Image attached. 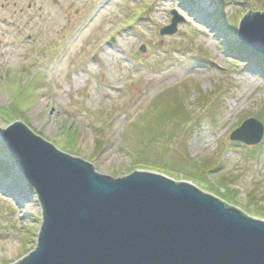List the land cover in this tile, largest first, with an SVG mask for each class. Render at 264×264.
I'll list each match as a JSON object with an SVG mask.
<instances>
[{"label":"rangeland","instance_id":"1","mask_svg":"<svg viewBox=\"0 0 264 264\" xmlns=\"http://www.w3.org/2000/svg\"><path fill=\"white\" fill-rule=\"evenodd\" d=\"M250 10L264 0H0V264L31 253L42 226L2 137L19 119L101 175L191 182L264 220V136L229 140L249 119L264 126V60L231 41ZM173 12L183 22L160 35ZM165 90L159 104L178 101L181 117L136 122Z\"/></svg>","mask_w":264,"mask_h":264},{"label":"water","instance_id":"2","mask_svg":"<svg viewBox=\"0 0 264 264\" xmlns=\"http://www.w3.org/2000/svg\"><path fill=\"white\" fill-rule=\"evenodd\" d=\"M172 14L161 35L183 22ZM237 36L264 57V13L250 10ZM263 136L264 126L249 119L230 140L256 146ZM2 137L43 215L37 248L18 264H264V220L242 216L193 183L142 170L101 175L20 119Z\"/></svg>","mask_w":264,"mask_h":264},{"label":"trees","instance_id":"3","mask_svg":"<svg viewBox=\"0 0 264 264\" xmlns=\"http://www.w3.org/2000/svg\"><path fill=\"white\" fill-rule=\"evenodd\" d=\"M225 27H227V26H225ZM231 41L234 43V45L238 48L240 45H243V44H241V42L240 41H238V39H236L235 37H231ZM238 41V42H237ZM244 46V45H243ZM244 48L245 49H247L245 46H244ZM251 51V50H250ZM260 57V56H259ZM262 59V58H261ZM263 60V59H262ZM171 90H169V91H166L165 92V94L166 93H168V92H170ZM163 94V93H162ZM162 94H160V95H162ZM159 95V97L158 98H155L151 103H149L148 104V107L147 108H145V110H143L142 112H141V114L139 115V117H138V119L136 120V122L137 121H140V120H142L141 122H139V123H142V124H145L146 123V125L149 123V122H155L157 125H158V121H157V119H160L163 123L165 122V123H167V124H169V123H171V122H173V121H177L176 119L178 118V117H181V114L183 113V111H184V108H181V107H183V106H181V104H178L179 102L178 101H176L175 102V104H169L168 102H167V100H165L163 103H165V104H159V103H161L162 101H160L159 100V98L161 97ZM159 100V101H158ZM182 116H184V115H182ZM189 115L188 114H185V117H184V119L185 118H187ZM157 118V119H156ZM135 121L133 122V124H135L136 123ZM132 124V125H133ZM166 124V125H167ZM146 125L145 126H143L142 125V127H140V130H142V131H144L145 130V128H146ZM165 125V126H166ZM159 126V125H158ZM160 127H162V126H160ZM164 127V126H163ZM162 127V128H163ZM144 132H142V134H143ZM157 133V132H156ZM134 137H135V135H134ZM139 137V136H138ZM151 137H154V134H153V132H152V134H151ZM140 139H143L142 137H139ZM15 165H16V163H15ZM17 166V165H16ZM221 202H223L227 207H230L229 206V204L228 203H226L224 200H222V199H219ZM231 208V207H230ZM235 208H237V207H235ZM241 212V214H242V216H244V217H246V218H251V216L248 214V213H246L245 211H240ZM258 217V216H257Z\"/></svg>","mask_w":264,"mask_h":264},{"label":"bare ground","instance_id":"4","mask_svg":"<svg viewBox=\"0 0 264 264\" xmlns=\"http://www.w3.org/2000/svg\"><path fill=\"white\" fill-rule=\"evenodd\" d=\"M260 58H262L263 60H264V57H262L261 55H260ZM15 248V246H13V245H10L9 246V250H12V249H14Z\"/></svg>","mask_w":264,"mask_h":264}]
</instances>
